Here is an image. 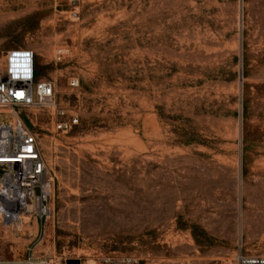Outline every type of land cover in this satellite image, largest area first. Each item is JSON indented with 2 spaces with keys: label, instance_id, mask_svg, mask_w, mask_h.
I'll return each mask as SVG.
<instances>
[{
  "label": "rangeland",
  "instance_id": "1",
  "mask_svg": "<svg viewBox=\"0 0 264 264\" xmlns=\"http://www.w3.org/2000/svg\"><path fill=\"white\" fill-rule=\"evenodd\" d=\"M67 9L0 0V63L8 50H33L37 77L79 117L63 133L54 109H0V119L33 121L52 182L49 218L8 227L0 217V264L107 254L238 264L240 252L264 254V0Z\"/></svg>",
  "mask_w": 264,
  "mask_h": 264
},
{
  "label": "built area",
  "instance_id": "2",
  "mask_svg": "<svg viewBox=\"0 0 264 264\" xmlns=\"http://www.w3.org/2000/svg\"><path fill=\"white\" fill-rule=\"evenodd\" d=\"M67 11L80 14L81 0H65ZM66 51L58 48L56 59L62 61ZM69 85L79 87L72 77ZM54 109L53 126L69 133L79 124V117L56 104V85L50 79L36 75V54L29 48H14L3 54L0 63V109ZM13 115V114H12ZM18 112L11 118L0 119V217L8 225H21L25 218H49L48 203L52 182L43 158L39 135ZM238 264H264V254L237 257ZM96 264H149L135 255H103Z\"/></svg>",
  "mask_w": 264,
  "mask_h": 264
},
{
  "label": "bare ground",
  "instance_id": "3",
  "mask_svg": "<svg viewBox=\"0 0 264 264\" xmlns=\"http://www.w3.org/2000/svg\"><path fill=\"white\" fill-rule=\"evenodd\" d=\"M49 45V44H48ZM94 204H96V205H98V206H104V203L103 202H101V201H96ZM255 211H257V208L255 209ZM28 218H30V217H28ZM6 224V226H10V225H8V223H5ZM240 225V224H239ZM246 225V224H245ZM242 226V225H241Z\"/></svg>",
  "mask_w": 264,
  "mask_h": 264
},
{
  "label": "water",
  "instance_id": "4",
  "mask_svg": "<svg viewBox=\"0 0 264 264\" xmlns=\"http://www.w3.org/2000/svg\"><path fill=\"white\" fill-rule=\"evenodd\" d=\"M241 79H242V77H241Z\"/></svg>",
  "mask_w": 264,
  "mask_h": 264
}]
</instances>
